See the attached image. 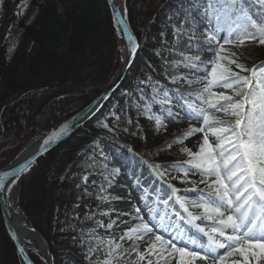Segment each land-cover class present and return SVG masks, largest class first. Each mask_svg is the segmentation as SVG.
I'll return each mask as SVG.
<instances>
[{
	"label": "trees",
	"instance_id": "trees-1",
	"mask_svg": "<svg viewBox=\"0 0 264 264\" xmlns=\"http://www.w3.org/2000/svg\"><path fill=\"white\" fill-rule=\"evenodd\" d=\"M3 2L9 8L12 23L18 25L20 35L12 52L0 45L1 76L3 73L0 77V168L21 141L67 119L92 101L113 77L120 59L104 0H42L38 3L32 0L33 13L28 19L19 12L16 2ZM125 2L129 10L126 21L140 48L123 83L92 118L60 145L39 156L30 165L34 171L26 180H23L25 172L18 179L19 208L46 240L56 264H65L68 257L77 264H89L81 258L88 254L90 241L86 232L96 226L90 217L99 205L94 193L82 186L51 183L55 166L68 155H71L68 164H78L79 159L74 157L77 151L89 153L83 164H95L99 159L94 150L101 149L104 156H115L123 163L133 160L137 170L142 169L144 162L139 155L147 158V153L140 148L123 153L107 144L111 135L107 129H102L100 121L103 119L114 130L120 129L124 123L123 113L131 111L137 114L135 120L143 129L149 127L152 120L148 117L152 113L147 108V99L153 97L141 88L145 71L174 89L179 97L195 86L190 83L182 88L174 86L171 80L178 55L187 50L183 35L173 30L185 19L192 18L188 0H124V5ZM195 15L193 27L200 28L201 15ZM28 40L32 45L27 51ZM14 65L17 69L9 72ZM183 68V71L187 69ZM175 70L178 73V68ZM162 96L156 94L154 101ZM42 108L44 112L39 114ZM111 111L119 113L118 120L111 118ZM122 130L136 146L141 135L128 127ZM181 179L173 181L181 185ZM158 191L165 195L162 190ZM74 206H79V212L76 213ZM31 258L35 264V257ZM0 264H21L1 213Z\"/></svg>",
	"mask_w": 264,
	"mask_h": 264
},
{
	"label": "snow or ice",
	"instance_id": "snow-or-ice-1",
	"mask_svg": "<svg viewBox=\"0 0 264 264\" xmlns=\"http://www.w3.org/2000/svg\"><path fill=\"white\" fill-rule=\"evenodd\" d=\"M188 10L192 18L176 26L177 34L202 44L203 50L213 52L214 56L208 61L201 60L199 55L184 56V67L190 72L199 71L200 66H204L205 75L197 81L201 90L188 94L195 95L199 104L188 96L180 97L189 121L200 126L190 123L181 136L165 147L171 148L173 143L182 145L189 137L203 134L198 151L181 147L180 152L188 159L171 166L173 171L182 174V183L193 185L184 191L198 195L189 199L167 183L170 189L165 193L167 199L157 196V201L166 209L170 203L178 205L179 210L174 213L149 208L144 214L139 207H134L131 213L113 209L116 211L115 220L110 219L107 224L95 222L97 228H104L109 235L102 237L95 233V229L89 230L88 253H103V259L98 258L96 264H114V261L119 264L121 259H125V264H264V61L249 69L239 62L242 52L225 47L264 46V0H188ZM196 13L207 21L202 29L193 27ZM118 14L121 17L118 23L122 25L118 31L126 38L120 59L130 67L140 45L131 35L130 25L125 23L129 19L126 2ZM232 65L240 71H234ZM245 72L249 74H241ZM172 79L176 82L183 77L173 76ZM214 88L230 92H215ZM158 103L161 114L148 117L155 121L156 131L166 128V118H177L172 107H165L170 103L167 92ZM215 113L234 119H221ZM100 126L109 132L114 131L107 123L101 122ZM69 128L67 122L57 126L40 147L47 148L56 143ZM29 163L26 161L19 168L0 172V198L6 203L20 173L28 170ZM149 167L158 180L166 182L167 166ZM190 175L200 179L192 180ZM82 180L87 183L88 176ZM199 184L204 187H198ZM99 199L107 201L108 197ZM100 214L109 215L108 212ZM124 217H130L131 223ZM205 221L209 223L205 224ZM121 225L125 227L117 239L111 230L114 226L119 229ZM25 260L31 264L27 256Z\"/></svg>",
	"mask_w": 264,
	"mask_h": 264
},
{
	"label": "rangeland",
	"instance_id": "rangeland-1",
	"mask_svg": "<svg viewBox=\"0 0 264 264\" xmlns=\"http://www.w3.org/2000/svg\"><path fill=\"white\" fill-rule=\"evenodd\" d=\"M10 2H16L17 6H19V12L22 13L27 19L31 17V14L33 13V7L31 6L32 0H6ZM42 0H35V2H41ZM4 3V2H3ZM0 3V45H3L9 52H12L14 50V47L18 45V41H16L20 35V29L18 28V25H14L11 21V14L9 11V8H6L5 4ZM101 11L102 7L100 6ZM200 19L202 20L201 29L206 26L207 21L203 19L201 16ZM176 27V26H175ZM176 32V28L173 30ZM200 33H197V36H199ZM183 41H184V47L187 48L186 52L178 55V63L176 67L172 69L174 72L173 76L180 78L183 77V80L177 79L176 82H172L174 86L175 84H179L180 87L184 88L185 84L193 82L195 84L194 89L188 91L187 93L181 94L183 96H188L189 99H191L193 102L199 104V101L196 100L195 95L189 96V93H197L201 90V84L197 81L202 78L205 75L204 72V66H200V70H191L187 72H182L184 67V56H195L199 55L201 57V60L208 61L213 56L214 53L210 51L203 50V45H198L197 42L192 41L188 39L187 36L183 35ZM15 45V46H14ZM32 42L31 40H28L25 44L26 50L28 51L31 47ZM226 48L232 49L243 53V56L240 57L239 62L243 63L247 68L251 69L253 64H256L260 61H264V46H244L242 49H233L231 45H225ZM120 51V57H121V48L119 47ZM121 63V59H119L118 66ZM223 63V62H222ZM234 71L239 72L240 70L235 68V65L231 66ZM21 70V59H20V66ZM180 71V73H177L175 69ZM16 65L11 66L8 71L16 70ZM189 70V69H188ZM210 71V67L208 69ZM178 71V72H179ZM192 72L195 74L193 75ZM143 79L141 84V88L146 91L148 94L152 97H156V94L163 95L164 92L168 93V99L170 103L166 105L165 107H172L173 109V115L177 118L175 120L171 118L165 119L166 128H161L160 131H156L155 128V121L152 120L149 127L147 129H143L141 127V123L135 120L137 117V114L132 113L131 111H127L123 113V120L124 123L121 124L120 129H115L112 132H109V135L111 137L108 139L109 141L106 142L109 145H114L116 149H119L123 153L125 152H135L133 148H140L144 152L147 153V158L145 159L143 156L139 155L140 159L144 162V166L142 169L137 170V163L132 161L127 162L125 160V163L120 162L115 156H104L102 153H100L101 149H95V154L98 156V161L95 162V164H92L91 162H88L86 164H83L84 161H86L87 157L86 155L79 151H77L74 154V157L76 159H79L78 164L70 165L68 164V158L71 157V155H68V157L61 159L59 163L55 166V168L52 171L51 174V183H68L74 186H82L85 190L91 191L94 193L95 198L97 200V204L99 205L97 208L96 213H94L90 219L92 221H103L105 224L109 222V220H115L116 219V211H112L113 209L123 212L131 213L133 212L134 207H139L144 214L148 213L149 208H153L159 212H169L174 213L176 210H179V206L175 205L173 206L171 203L169 207L166 209L165 206L162 203H159L157 201V196H161L165 199V197L155 190V188L159 185H162L165 188V191L170 192V189L167 188L164 184L171 183L174 187L179 189L180 195H184L188 197L189 199H195L198 195L196 192L191 191H184L187 188L193 187L190 183H183L179 185L177 182L172 181L171 177L176 176L182 177V174L178 173L177 171L172 170V165H174L177 162H183L188 159V156L184 153L180 152L181 147H188L193 152L198 151L199 143L202 142V133H197L194 136L189 137L188 139L184 140L183 144L180 143H173L171 148H166L165 145L167 143H171L174 138L181 136L189 127V124L192 123L194 126H200L195 121H189L188 119V113L187 109L184 105L183 99L179 98L177 96V93L174 91V89L170 88L167 84L162 83L158 80L155 76L152 74H146L148 72H143ZM242 75H248L249 73H241ZM0 77H3L0 74ZM171 80L173 81L172 77ZM171 80L169 82L171 83ZM206 83V81H204ZM175 83V84H174ZM213 91L215 92H226L229 93L230 90L223 89V88H214ZM163 97V96H162ZM157 98V97H156ZM153 100V98H151ZM150 99H147V108L150 110L152 114H161V107L158 101H152ZM44 108L40 109L39 114H43ZM166 116V113L164 114ZM219 118L221 119H234L232 117H226L222 113H215ZM111 118L114 120L119 119V113H113V111L110 112ZM131 121V123H129ZM107 123L103 119L100 121ZM108 124V123H107ZM54 126V125H53ZM51 126V127H53ZM51 127L47 128L45 131L50 129ZM130 128L136 131L138 134H140V141L135 146V143L130 139L128 136V133H125L123 128ZM104 129V128H102ZM106 130V129H104ZM44 132V130H43ZM41 132L33 135L32 137L25 139L24 141H21L19 143V146L15 147L12 153V157L5 163L7 164L10 160L14 159L21 151L24 149V147L27 145V143L33 139L34 137L38 136ZM103 140L106 138L102 137ZM60 145V144H59ZM116 145L118 147H116ZM3 146V145H2ZM131 149V151H130ZM2 151H0L1 153ZM100 153V154H99ZM131 162V163H130ZM118 163H121L120 168H116L115 165ZM4 164V165H5ZM3 165V166H4ZM78 165V166H77ZM149 165H163L168 167V178L165 183H162L160 180L156 178V176L153 174L151 168ZM135 170V171H134ZM137 170V171H136ZM33 168H28V170L25 172L26 175L23 176V180H26L27 177L33 173ZM88 176V181L85 183L82 180V177ZM107 177V180L105 179ZM192 180H199V176H191L189 177ZM109 181H111V185H109ZM155 183V186L150 183ZM53 184V185H54ZM146 184L150 185L146 188ZM198 187L203 188V184H199ZM154 189V190H153ZM147 190V191H146ZM19 193H20V187H19V180L17 183L13 186L10 195L7 196L8 202L10 207L14 211L21 212L19 208ZM108 197L107 201H101L99 197ZM114 197H122L123 199L117 200L113 199ZM74 209L79 212V206H74ZM194 212H198V209H191ZM101 212H108L109 215H101ZM79 213L76 215L78 216ZM175 218V217H173ZM124 219H128L131 223L130 217H124ZM205 224L209 223L207 221L204 222ZM203 226V225H202ZM124 225H121V228L117 229L114 228L111 230V234H114L117 239L121 235L122 229L124 228ZM95 233L99 236H107L109 235V231H106L104 228H97L96 226L94 228ZM89 236V230L86 232ZM91 243H94V241H91ZM123 243V242H122ZM125 247H127V244H125ZM32 254L35 257V264H46L45 259H41V255H38L39 253L37 250L31 249ZM88 258L84 257L81 258L83 261L89 262V264H96L97 259L100 260L103 259V253H92L87 254ZM72 263L77 264L76 262H72L70 260V257L67 258L65 261L66 263ZM54 264L56 262L54 261ZM114 264L116 262L114 261ZM119 264H125V259L119 260Z\"/></svg>",
	"mask_w": 264,
	"mask_h": 264
},
{
	"label": "water",
	"instance_id": "water-1",
	"mask_svg": "<svg viewBox=\"0 0 264 264\" xmlns=\"http://www.w3.org/2000/svg\"><path fill=\"white\" fill-rule=\"evenodd\" d=\"M105 3L110 13L115 33L119 37L122 43V47L124 48L126 44V38L123 36V34L120 31H118V29L121 28L122 25L118 23L121 17L118 14L119 11L116 6V0H105ZM123 6H124V0H123ZM113 16H115V20L113 19ZM125 23L127 22L125 21ZM129 31L131 35H133L130 28H129ZM129 68L130 67H126L121 61L116 73L114 74L110 82L101 91L99 95H97L88 105H86L83 109L78 111L76 114L72 115L68 119L56 124L55 126L51 127L47 131H44L40 133L38 136L31 139L28 142V144L24 147V149H22V151L14 159H12L6 165L0 168V172L11 171L13 168H19V166L21 164H24L26 161H30V163L28 164V167H29L35 161V159L38 158L40 155L49 151L50 149L54 148L55 146L63 142L65 139H67L82 124H84L90 117H92L97 112V110L102 106V104H104L112 96V94L119 88V86L124 81ZM105 96L107 97V99L104 98ZM65 122H67L70 125L69 131L67 132V134H65L56 143L50 144L47 148H41L40 145L43 143V140L46 138V136L50 134L51 132H53L54 130H56L57 126L62 125ZM34 139H36L35 142L31 144ZM11 211L12 209L8 203V199L6 203L4 198H0V213L2 217V222H3L4 228L8 236L12 239L16 247V251L18 253L21 263L27 264V261L25 260V256H27L28 261H31V264H34L31 258L24 252V250L20 246V243L18 241V235L16 233V226L10 214ZM20 214H21L20 216H22L25 221L22 227L26 229L29 233L35 235L39 239L42 245V249H43L42 257L45 259L46 264H54L53 257L50 253L48 244L46 240L44 239V237L36 229L32 227L29 220L24 216V214L22 213Z\"/></svg>",
	"mask_w": 264,
	"mask_h": 264
},
{
	"label": "bare ground",
	"instance_id": "bare-ground-1",
	"mask_svg": "<svg viewBox=\"0 0 264 264\" xmlns=\"http://www.w3.org/2000/svg\"><path fill=\"white\" fill-rule=\"evenodd\" d=\"M116 6L118 8V11L120 12V10L123 7V0H116ZM122 48L123 47H121V49ZM35 140L36 139H34L31 144H33ZM10 214L16 226V233L18 235V241L20 243V246L24 250V252L31 258L32 256L31 249H34V250H37V252L39 253L38 255L42 256V253H43L42 245L39 239L35 235L29 233L26 229L22 227L25 221H24V218L20 216L21 214L13 210L10 212Z\"/></svg>",
	"mask_w": 264,
	"mask_h": 264
}]
</instances>
